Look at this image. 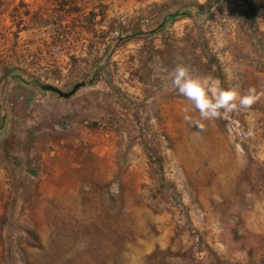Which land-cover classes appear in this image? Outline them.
<instances>
[{"label":"rangeland","instance_id":"374dc122","mask_svg":"<svg viewBox=\"0 0 264 264\" xmlns=\"http://www.w3.org/2000/svg\"><path fill=\"white\" fill-rule=\"evenodd\" d=\"M0 264H264V0H0Z\"/></svg>","mask_w":264,"mask_h":264},{"label":"clouds","instance_id":"9594fccd","mask_svg":"<svg viewBox=\"0 0 264 264\" xmlns=\"http://www.w3.org/2000/svg\"><path fill=\"white\" fill-rule=\"evenodd\" d=\"M161 90L183 97L196 110L200 120L209 121L226 118L232 112L247 109L254 100L251 88L247 95H239L236 86L222 88L219 80L194 75L190 67L182 62L176 63L167 73ZM184 119L195 123L187 115ZM196 127L201 125L196 123Z\"/></svg>","mask_w":264,"mask_h":264},{"label":"water","instance_id":"95a60500","mask_svg":"<svg viewBox=\"0 0 264 264\" xmlns=\"http://www.w3.org/2000/svg\"><path fill=\"white\" fill-rule=\"evenodd\" d=\"M83 83L80 84H76L75 86H73L72 90L69 93H62L57 91L56 89L50 88V87H42L43 90H50L52 92L57 93L60 97L63 98H69L70 96H72L81 86H83Z\"/></svg>","mask_w":264,"mask_h":264},{"label":"bare ground","instance_id":"6f19581e","mask_svg":"<svg viewBox=\"0 0 264 264\" xmlns=\"http://www.w3.org/2000/svg\"><path fill=\"white\" fill-rule=\"evenodd\" d=\"M73 167V166H72ZM78 170H74V172H72V179L76 176H78L79 175V173H85V168H84V165H78ZM75 168H77V167H75Z\"/></svg>","mask_w":264,"mask_h":264}]
</instances>
